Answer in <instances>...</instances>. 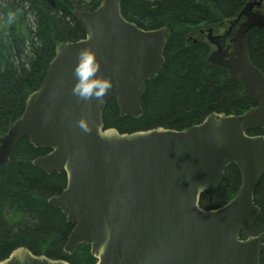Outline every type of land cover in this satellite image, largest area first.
<instances>
[{"label": "water", "instance_id": "1", "mask_svg": "<svg viewBox=\"0 0 264 264\" xmlns=\"http://www.w3.org/2000/svg\"><path fill=\"white\" fill-rule=\"evenodd\" d=\"M124 1L102 0L93 11H75L85 36L56 48L41 86L0 137V167L23 138L50 151L33 165L48 175L66 173L65 189L49 199L74 227L65 251L87 245L96 264H261L264 232L245 239L242 233L261 214L255 191L264 177V136L248 133L264 130V74L250 59L247 36L264 27V15L254 11L264 0L248 2L230 23L229 32L237 29L227 50L221 36L207 30L216 46L208 62L227 70L257 106L240 115L213 113L183 130L133 133L106 128V106L115 100L121 117L143 114L147 84L164 67L171 30L129 22ZM85 48L95 52L98 74L113 82L102 101L72 94ZM232 165L241 174L238 193L222 207L203 209L201 196L217 191ZM0 264L70 263L19 247Z\"/></svg>", "mask_w": 264, "mask_h": 264}, {"label": "trees", "instance_id": "2", "mask_svg": "<svg viewBox=\"0 0 264 264\" xmlns=\"http://www.w3.org/2000/svg\"><path fill=\"white\" fill-rule=\"evenodd\" d=\"M102 0H0V137L22 116L28 96L41 86L59 44L84 38L75 11H93ZM252 0H125L126 20L145 30L168 27L165 64L158 77L147 84L143 114L121 117L115 100L104 112L106 128L120 133L158 127L183 130L200 124L213 113L240 115L257 103L242 95L240 82L227 70L212 65V46L201 30L219 29L236 20ZM250 59L264 74V27L247 36ZM262 135L264 130L250 131ZM50 151L20 139L7 164L0 167V261L26 247L35 255L62 259L70 264H96L90 247L80 245L66 253L74 227L49 204L67 185L66 173L48 175L33 161ZM241 187L234 165L225 171L220 188L201 196L204 209L227 204ZM261 214L242 238L264 232V177L255 191ZM264 264V251L261 255Z\"/></svg>", "mask_w": 264, "mask_h": 264}, {"label": "clouds", "instance_id": "3", "mask_svg": "<svg viewBox=\"0 0 264 264\" xmlns=\"http://www.w3.org/2000/svg\"><path fill=\"white\" fill-rule=\"evenodd\" d=\"M99 70L100 62L95 52L88 48L81 50L74 68L76 82L72 88V94L82 100L102 101L108 90L113 87V82L110 78L99 75ZM80 123L85 130H88L83 120ZM98 132L104 135L102 129H98Z\"/></svg>", "mask_w": 264, "mask_h": 264}, {"label": "flooded vegetation", "instance_id": "4", "mask_svg": "<svg viewBox=\"0 0 264 264\" xmlns=\"http://www.w3.org/2000/svg\"><path fill=\"white\" fill-rule=\"evenodd\" d=\"M260 12H261L262 14H264V6L261 8ZM224 31H225V32H224L223 34H221V35H225V34L227 33L226 30H224ZM214 34H215V35H220V32H219L218 34H216V33L214 32ZM232 34H233V31H232L230 34H228L227 36H223V37L221 38L220 42H221V44H222L224 50H227V48H228V46H229V40H230V38L232 37ZM214 49H215V48H214ZM214 49H213V50H214Z\"/></svg>", "mask_w": 264, "mask_h": 264}, {"label": "rangeland", "instance_id": "5", "mask_svg": "<svg viewBox=\"0 0 264 264\" xmlns=\"http://www.w3.org/2000/svg\"><path fill=\"white\" fill-rule=\"evenodd\" d=\"M205 28H206V27H205ZM224 32H225L224 30H221V32H220V33H221V34H223Z\"/></svg>", "mask_w": 264, "mask_h": 264}]
</instances>
